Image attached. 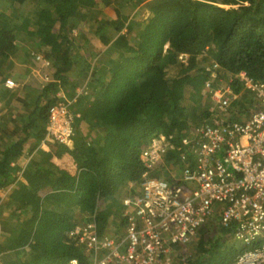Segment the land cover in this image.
<instances>
[{
    "label": "trees",
    "instance_id": "16d2710c",
    "mask_svg": "<svg viewBox=\"0 0 264 264\" xmlns=\"http://www.w3.org/2000/svg\"><path fill=\"white\" fill-rule=\"evenodd\" d=\"M1 1L12 9L31 8L3 16L0 67L9 63L16 34L26 31L44 49L52 79L40 80L34 107L20 114L17 131L5 141L0 139V190L9 188L6 204L23 213L11 221L15 224L9 231L4 230L6 235L0 217V253L16 249L14 264H70L72 259L89 264V252L67 234L79 221L75 213L86 219L94 215L99 235L113 222L122 226V200L130 192L127 182L139 181L144 170L141 147L161 133L172 135L174 143L162 166L180 167L181 139L209 115V100L202 104V99L210 61L226 73L244 70L254 80L264 81V0ZM108 8L114 19L102 15ZM142 9L149 15L136 20ZM13 17L21 22L15 23ZM84 23L88 29L74 34ZM91 38L113 48L107 66L100 54L90 59L80 53L93 45ZM78 69L85 74H76L84 90L70 97L75 98L70 106L79 114L72 146L48 142L45 152L38 145L49 108ZM239 103L247 111L253 106L247 92ZM81 122L87 124L86 133ZM33 138L31 150L37 154L20 168L15 161L24 143ZM62 154L72 160L73 174L52 160ZM154 174L168 178L167 171ZM14 216L11 213L10 220ZM234 226L224 227L218 214L212 215L190 243V254L182 250L185 245L174 247L171 264H229L243 249L233 238Z\"/></svg>",
    "mask_w": 264,
    "mask_h": 264
},
{
    "label": "built area",
    "instance_id": "2783aa9c",
    "mask_svg": "<svg viewBox=\"0 0 264 264\" xmlns=\"http://www.w3.org/2000/svg\"><path fill=\"white\" fill-rule=\"evenodd\" d=\"M32 58L37 62L33 73L51 81L50 61L40 52ZM205 73L209 115L181 139L180 172H169L168 178L154 174L174 148L172 135L159 134L141 147L140 180L127 182L123 233L99 235L94 215L67 232L89 252V264H171L174 247L193 241L214 214L222 226L235 225L233 238L243 246L229 264H264V81L244 70L226 73L215 61ZM4 85L14 88L16 83L6 78ZM83 90L77 89L75 97ZM243 92L253 101L249 111L239 103ZM55 95L41 146L73 142L79 114L69 106L75 98L61 90ZM70 263L77 264L75 259Z\"/></svg>",
    "mask_w": 264,
    "mask_h": 264
},
{
    "label": "crops",
    "instance_id": "0c3cea01",
    "mask_svg": "<svg viewBox=\"0 0 264 264\" xmlns=\"http://www.w3.org/2000/svg\"><path fill=\"white\" fill-rule=\"evenodd\" d=\"M6 7V8H5ZM8 7V8H7ZM9 9V10H8ZM25 5L18 6L16 5L13 9L9 6H6L3 1L0 0V23H3L2 19L5 15H19L22 11L24 13ZM14 18V17H13ZM15 23H20L18 19H13ZM79 28V27H78ZM27 29H32V26L29 25ZM93 45L89 47L81 48L80 53L90 59L96 58L100 54V58L105 60L102 65H106L109 60H112L114 57L113 48L108 46H101L99 41L96 38H91ZM99 43L97 44L96 43ZM46 50V49H45ZM44 49L40 48L37 45L35 38L28 34L26 31H20L16 34L14 40V48L9 54L8 64L0 67V139L5 141L8 135L11 132L18 130V121L20 114L28 112V108H33L35 103L38 100V94L40 92V79L33 73V66L37 65V62L32 58L33 52H40L43 54ZM107 66V65H106ZM52 69V68H51ZM48 71H51L50 69ZM81 70L78 69L75 71L73 80L71 83L66 84L65 87H61V93L67 98L74 96L77 89L81 88L84 84H80L81 79L79 76L84 77L85 74H81ZM6 78H11L15 81L16 86L14 88H8L4 85V80ZM81 78V77H80ZM70 111L78 114V111H75L74 105L70 106ZM82 131L87 132V124L84 122L80 123ZM41 143V141H40ZM39 143L38 147L43 149V151L48 152V145L41 146ZM34 144V138L28 139L24 145L23 150L20 156L16 159L15 165H18L20 168H24L29 160L34 157L37 152L36 150H31ZM70 147L72 144L69 145ZM52 160L59 164L61 167L67 169L70 173L75 172V166L67 154H62L61 157L53 156ZM45 166L49 164L44 161ZM9 188L0 190V217L3 223V234H7L6 231L15 224L11 221L16 220L17 217L22 218V214L19 210H13L12 205H7ZM11 213L15 216L10 220ZM19 214V215H18ZM5 236L3 235V238ZM16 249L13 250H2L0 253L1 263L0 264H14V259L17 258ZM71 264V263H70Z\"/></svg>",
    "mask_w": 264,
    "mask_h": 264
},
{
    "label": "rangeland",
    "instance_id": "374dc122",
    "mask_svg": "<svg viewBox=\"0 0 264 264\" xmlns=\"http://www.w3.org/2000/svg\"><path fill=\"white\" fill-rule=\"evenodd\" d=\"M6 5V4H5ZM6 8V7H5ZM8 8V7H7ZM30 8H31V6H28V5H25V10H24V13H26V12H28L29 10H30ZM9 10V9H8ZM137 9H135L134 11H136ZM134 11L132 10V12L130 13V15H132L133 13H134ZM109 14V15H108ZM102 15H104L105 17H109V18H111V19H114L115 18V15H114V13L112 12V10H110L109 8L108 9H106V10H103V12H102ZM149 15V11H147L146 9H142V10H139L138 11V14H137V16H136V20H143V19H145L147 16ZM79 27V28H78ZM76 29H74V31H73V33L75 34L76 32H78V30H87L88 29V25H87V23L85 24H81V25H79ZM124 31H125V29H124ZM96 43H97V41H96ZM97 44H99V43H97ZM180 58H182L183 60L186 58V55H181L180 56ZM199 58H202V59H204V58H206L205 56H202V55H200L199 56ZM209 60V59H208ZM186 92H187V94L190 96V91H189V86H188V89L186 90ZM187 102V101H186ZM189 101L187 102V106L189 105ZM202 104H207V100H206V98L205 97H203V99H202ZM189 107V106H188ZM170 168V167H169ZM169 168H165L164 166H159L158 167V169H156V171L157 172H159L160 174L162 173V172H164V171H167V175L169 174V172H171V173H179L180 171H179V166H176V167H171L170 168V170H169ZM127 195V192H126V194H125V196ZM75 218L77 219V220H79L78 221V223H83L85 220H86V218L85 217H82L81 218V215L77 212V213H75ZM78 223H76V224H78ZM122 229L123 228H121L120 229V226H119V221H116L115 223L113 222L111 225H110V227L108 228V231H110V232H112V231H116L117 230V233H121V231H122ZM107 231V232H108ZM106 232V233H107ZM105 233V234H106ZM122 233H123V231H122ZM196 239V238H195ZM194 239V240H195ZM193 241H191L190 243H192ZM190 243H187V244H185V246L182 248V250L183 251H185L186 252V254H190V252H191V247H190ZM239 246H242L240 243H238V242H236ZM175 255H176V251L174 250V252H173V254H172V260H174V257H175Z\"/></svg>",
    "mask_w": 264,
    "mask_h": 264
},
{
    "label": "clouds",
    "instance_id": "9594fccd",
    "mask_svg": "<svg viewBox=\"0 0 264 264\" xmlns=\"http://www.w3.org/2000/svg\"><path fill=\"white\" fill-rule=\"evenodd\" d=\"M5 81V80H4Z\"/></svg>",
    "mask_w": 264,
    "mask_h": 264
}]
</instances>
